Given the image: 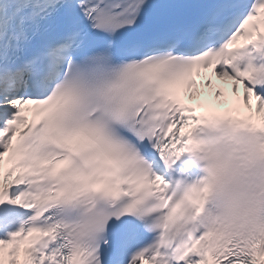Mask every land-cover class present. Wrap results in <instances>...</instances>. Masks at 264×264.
<instances>
[{"label": "snow or ice", "instance_id": "obj_1", "mask_svg": "<svg viewBox=\"0 0 264 264\" xmlns=\"http://www.w3.org/2000/svg\"><path fill=\"white\" fill-rule=\"evenodd\" d=\"M0 264H264V0H0Z\"/></svg>", "mask_w": 264, "mask_h": 264}]
</instances>
